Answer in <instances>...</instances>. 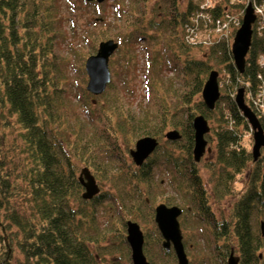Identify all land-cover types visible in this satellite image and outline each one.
<instances>
[{"label":"trees","instance_id":"1","mask_svg":"<svg viewBox=\"0 0 264 264\" xmlns=\"http://www.w3.org/2000/svg\"><path fill=\"white\" fill-rule=\"evenodd\" d=\"M68 1L73 7L74 2ZM124 1H116L114 19L107 26L97 33L84 31L85 45L95 50L101 41L118 42L119 58L111 62L121 60L126 72L141 52L148 97L154 92L152 101L165 109L155 108L137 121L122 105H114L109 112L110 106L102 107L99 100L94 103L93 95L80 85L76 96L91 119L88 126L83 120L77 122L65 98L70 62L57 49L63 35L57 0H0V264H102L103 256L122 251L126 253L114 257L112 264H120L117 259L124 257L132 264L125 217L155 226L152 246L158 249V263L147 246L148 235L144 245L151 264L177 263L174 252L163 249L154 221V169L167 170L169 182L184 201L176 205L184 209L183 216L188 214V226L205 232L210 248V256L204 260L207 264H228L232 250L239 257L238 264H264V148L254 160L243 143L248 121L233 97L239 86L249 95L259 93L264 76L259 63L264 57V31L254 28L240 73L224 40L212 44L203 58L193 54L182 31L194 10L193 0H187L184 9L180 0H131L129 8ZM84 3L98 10L104 6V2ZM78 46L72 52L80 55L86 51V46ZM214 66L226 78L220 98L209 109L200 93ZM165 68L175 73L168 91L177 101L172 115L166 97L151 84L152 72L161 75ZM83 76L85 80L84 70ZM111 87L113 81L106 90ZM263 104L264 96L258 109H252L264 128ZM197 114L211 125L208 141L215 139V157L206 164L210 194L193 158V117ZM168 120L183 126L181 137L167 142L180 149L178 155L164 148L161 158L154 152L140 166L125 158L121 135L124 139L129 135L158 138ZM74 157L111 179L115 192L104 190L91 200L84 199ZM246 169L245 189L236 193V178ZM235 195L229 214L217 219L210 196L221 201ZM172 201L167 203L173 205ZM99 210L109 214L103 229L96 218Z\"/></svg>","mask_w":264,"mask_h":264},{"label":"rangeland","instance_id":"2","mask_svg":"<svg viewBox=\"0 0 264 264\" xmlns=\"http://www.w3.org/2000/svg\"><path fill=\"white\" fill-rule=\"evenodd\" d=\"M74 2V6L71 7L69 5L68 0H57V7L58 10H60V17H59V28L63 30V35L60 38V44H58L57 49L58 53L60 54V57L62 59H66L70 62L69 65L67 66V73H65V76H67V83L66 87L68 90V94H65V98L68 101V108L71 109L72 113L75 115V119L77 122L79 120H83L84 122L87 123V125H90L91 119H88L86 115V109L85 106H81L79 104L78 99H77V92L81 86H84L86 88L87 81H88V76H83V70L84 69V63L86 58V55L89 52H92V54H95L97 52V48L93 50V48L88 45H85L84 41V31L90 33H97L99 30L103 29L105 24L110 23L112 19H114V13H115V7L114 5L116 4L117 0H105L104 1V6L98 10L95 5L92 4H85L84 0H70ZM187 0H180L179 5L180 7L184 8V4L186 3ZM246 2V1H244ZM243 2V4H244ZM245 5V4H244ZM124 6L126 8H129L131 6V0H125L124 1ZM235 12V15H238V12H242V7L232 9ZM210 32L207 29H202L197 33L196 41H205L207 42ZM78 45L85 47V52H80L82 57L85 56V59L82 60V57H80L78 51L72 52V49L75 50L76 46L79 47ZM72 46V47H71ZM202 47V46H201ZM94 51V53H93ZM193 54L197 58H203V52L199 49L197 50H192ZM91 55V54H90ZM119 56L117 55V52H115L111 58H110V71H111V81H113L114 87L109 88L108 90H105V95L107 96L106 98L102 96L98 97H93L91 96V99L96 100L101 102L102 107L104 106L105 108L108 106L109 107V112H111L114 109V105L120 107L122 105V108L126 107L128 108L131 113L136 115V120L145 118L150 115L151 112L154 111L156 108V111L163 110L165 109L162 108L161 106H157V104L152 101V98L154 96V88L152 89L153 94L148 97L147 93V86H146V71L145 70V64H144V59L142 56V53L139 52L134 64V66L131 67L127 72L124 71L122 68V63L121 60L119 62L112 63L111 59H117ZM212 70H217L219 72V78H221L220 88L221 85H223V81L225 80V75L222 69L219 68V66H214ZM210 71V72H211ZM175 75L174 72L164 69L163 74H156L155 70L152 72L151 75V84L155 87H157L160 91V95L163 97H166L168 104L170 105V108H168L169 111H171L169 114L173 113V111L176 109V99L169 96L170 93L168 91H171L169 83L171 85V80L170 78H173ZM165 79H163V78ZM207 79V78H206ZM70 89V90H69ZM66 90V91H67ZM221 91V90H220ZM151 92V93H152ZM199 96H197L198 98ZM201 97V93H200ZM119 99V101L115 99ZM151 98V101H150ZM114 100V102H112ZM175 101V102H174ZM152 102V103H151ZM70 105V106H69ZM98 112L95 113L97 115ZM168 114V115H169ZM80 115V116H79ZM172 115V114H171ZM77 116L79 118L77 119ZM195 116V115H194ZM112 119H115V115L111 114ZM171 117V116H170ZM194 118V117H193ZM179 119H183L182 116H180ZM74 120V116H73ZM153 124L152 122H148V124ZM76 124V121H75ZM210 124V123H209ZM142 125V121H141ZM154 125V124H153ZM151 125V126H153ZM211 126V125H210ZM182 129L183 126H177L175 124H172L170 120H168V124L162 128L161 134L158 136V140L160 142V146L155 149V153L158 158H161V151H163L164 148L171 150L174 154L178 155L180 152V149L178 147H174L169 145L166 140L165 135L172 130H177L182 134ZM87 130V129H86ZM184 131V130H183ZM74 135V134H73ZM75 136V135H74ZM120 144L122 145L121 147L124 148V153H125V158L129 162H132L133 160L131 156L129 155V152L132 148H135L136 141L141 137L139 135H136L135 137H132L129 135L127 139H124L123 136H120ZM144 137V136H143ZM73 140V137L70 138ZM211 143H209V146L212 148L211 153L205 152L204 156L202 157L201 161L198 162L197 166L200 169V173L203 176V182L206 185V189L208 190L209 194L211 192V185L209 183V171L207 169V162L212 160V158L215 157V139L211 137ZM209 141V142H210ZM243 143L247 147V149L252 151L253 148V137L251 131L246 130L243 136ZM103 158V155H101ZM76 164V172L77 175L82 172V169L87 168L91 175H94L96 178V181L98 182L100 186V191L103 192L104 190H114V185L112 180L109 178H104L99 174L95 173V169L91 166L90 168L93 170L89 169V165H87L86 162L84 161H79L76 159V157L73 158ZM105 159V158H104ZM107 160V159H106ZM160 170H163V172H160ZM154 169L152 172L154 173V191H153V197H154V202L152 203L154 205V208L160 204L164 203L168 206H172L171 203H167L168 200H173L174 202L173 205L176 204H181L184 201L179 198V194L177 191L174 189L172 182H169V178L167 175V170L166 169ZM166 170V171H165ZM248 170L246 169L242 175L238 176L236 178L235 182V191L236 193H239L245 189L246 186V179L245 177L247 176ZM160 183V184H159ZM82 194V191H81ZM146 194V192H144ZM148 196V195H147ZM235 196H227L225 199L221 201L215 200L212 196H210L209 203L210 206L214 212V215L217 217V219H221L223 216H227L229 214V210L231 208V204L233 200L235 199ZM75 203V201L73 202ZM186 205V204H185ZM97 222L101 226V229L106 227V224L109 222V214L104 212L103 210H99L96 214ZM126 220H132L137 223H139L143 233L145 234V237L148 235V243L150 245L147 246L149 247L150 254H152V258L154 261L157 262L158 260V249L152 246V240L155 238L154 233H152V230H155V226L153 223L148 222L145 223L144 221H140L134 218H127L125 217ZM261 221H264V219H261ZM180 222L183 223L182 226V231L183 235L185 237V249L187 252V255L189 253L190 257V262L191 264H207L206 261L207 258L210 256V248L208 247V241L205 238L206 234L205 232H202L199 227L197 228H191L188 226V214H186V217L182 215V218L180 219ZM203 225V224H201ZM200 225V226H201ZM188 227L191 229H188ZM147 233V234H146ZM126 235V232H125ZM1 250V247H0ZM172 251V250H171ZM123 253H126L122 251L121 253H116L115 256L112 254L110 255H105L101 259L102 264H112L113 260H116L114 257L123 255ZM160 256V255H159ZM124 257L123 259H117L120 264H131L128 259ZM159 261V260H158ZM158 263V262H157ZM159 264H165V263H160ZM172 264H177L173 261Z\"/></svg>","mask_w":264,"mask_h":264},{"label":"water","instance_id":"3","mask_svg":"<svg viewBox=\"0 0 264 264\" xmlns=\"http://www.w3.org/2000/svg\"><path fill=\"white\" fill-rule=\"evenodd\" d=\"M96 1L98 3L104 0H86ZM255 14L251 5L245 11L243 22L237 30L234 43L232 45V55L236 68L240 73L244 71L246 55L249 51L252 37H253V23L255 22ZM119 44L113 39L101 41L98 45L97 52L90 55L85 62V70L88 75L87 90L94 95L102 94L108 83L111 80V72L109 68V60ZM218 71L212 70L202 89V97L209 109H213L217 100L220 97V89L218 83ZM245 89L239 88L235 102L242 110L244 116L254 128V145L253 158L256 160L261 154V148L264 146V129L261 126L256 114L245 103L244 97ZM194 128V147L193 156L195 161H199L203 154L211 151L207 148L208 140L205 135L210 132L208 120L203 115H197L193 118ZM167 139L178 140L181 134L177 130L169 131L166 134ZM158 141L155 137L144 136L136 141L135 150H131L130 154L133 161L141 165V163L148 158V156L155 150ZM84 178L86 181H84ZM80 180L86 188L82 197L84 199H91L99 192V186L87 168L82 169ZM182 209L176 205L168 206L161 203L155 207L154 220L164 238L163 247L170 250L173 247L177 257L178 264H189L187 253L183 244V235L180 227L178 217L181 215ZM262 233L264 234V221L261 222ZM127 242L131 249V258L133 264H150L144 254V235L140 225L134 221L127 222ZM228 264H238L239 257L234 254V250L230 252L228 257Z\"/></svg>","mask_w":264,"mask_h":264},{"label":"built area","instance_id":"4","mask_svg":"<svg viewBox=\"0 0 264 264\" xmlns=\"http://www.w3.org/2000/svg\"><path fill=\"white\" fill-rule=\"evenodd\" d=\"M234 1V0H233ZM246 3H253L254 5V10L258 16V24L261 29H264V0H244ZM200 16L204 19V26L207 29H214L216 32H222L221 33V38H227L229 35V29L231 28L232 24L238 25V15L232 14V13H225L222 16L213 18L210 15H205L203 13L200 14ZM213 26V27H211ZM184 39L191 43V44H196V37H197V30L193 26H189L188 28V23L185 24V29H184ZM196 36V37H195ZM261 65H264V62L261 61ZM262 81L264 82V76L261 77ZM260 95H263L264 90H260ZM261 99H257L255 101V104L257 105Z\"/></svg>","mask_w":264,"mask_h":264},{"label":"bare ground","instance_id":"5","mask_svg":"<svg viewBox=\"0 0 264 264\" xmlns=\"http://www.w3.org/2000/svg\"><path fill=\"white\" fill-rule=\"evenodd\" d=\"M166 140H168V141H173V140H170V139H166ZM157 147H159V145H157L156 148H157ZM156 148H155V149H156ZM122 149H123V151H124V148H122ZM131 150H135V148H132ZM131 150H130V151H131ZM124 154H125V153H124ZM129 154H130V152H129ZM146 160H147V158L141 163V165H142L143 163H145ZM133 162H134V161H133ZM134 164H135L136 166H140V165L136 164L135 162H134ZM93 176H94V175H93ZM78 177H79V180H80V174H79ZM94 179L96 180L95 176H94ZM80 181H81V180H80ZM84 181H86L85 178H84ZM81 183H82V181H81ZM82 187H83V188H82V192H83L84 190L86 191V188H85V186L83 185V183H82ZM98 194H99V193H97V194L94 195V196H97ZM94 196H93V197H94ZM93 197H92V198H93ZM92 198H91V199H92ZM91 199H89V200H91ZM172 206H173V205H172ZM176 206H178V205H176ZM178 207L182 209V212H184V209H183L182 207H180V206H178ZM154 216H155V208H154ZM128 221H132V220H128ZM128 221H127V222H128ZM134 222H135V221H134ZM138 224H139V223H138ZM141 230H142V229H141ZM160 234H161V232H160ZM143 235H144V245H145V234L143 233ZM161 239H162V240H161V244L163 245L164 238L162 237V234H161ZM144 245H143V249H144ZM130 257H131V254H130ZM146 257H147V256H146ZM147 260H148V258H147ZM148 261H149V260H148ZM131 262H132V264H133L132 258H131ZM149 262H150V261H149ZM150 264H151V262H150Z\"/></svg>","mask_w":264,"mask_h":264},{"label":"flooded vegetation","instance_id":"6","mask_svg":"<svg viewBox=\"0 0 264 264\" xmlns=\"http://www.w3.org/2000/svg\"><path fill=\"white\" fill-rule=\"evenodd\" d=\"M182 218V216L180 217V219ZM184 241H185V237H184V239H183ZM188 258L190 259V257H189V253H188Z\"/></svg>","mask_w":264,"mask_h":264}]
</instances>
